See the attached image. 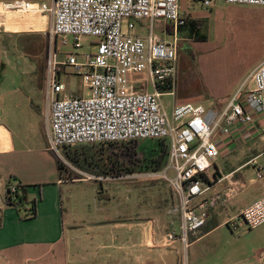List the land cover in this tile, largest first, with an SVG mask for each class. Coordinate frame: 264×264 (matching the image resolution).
Wrapping results in <instances>:
<instances>
[{
	"label": "rangeland",
	"instance_id": "rangeland-1",
	"mask_svg": "<svg viewBox=\"0 0 264 264\" xmlns=\"http://www.w3.org/2000/svg\"><path fill=\"white\" fill-rule=\"evenodd\" d=\"M11 1L14 0H0V3ZM26 1L47 2L50 6L52 5V0ZM180 1L188 5L190 11L196 16L205 17L203 15L207 12L206 20L209 19L211 23L223 27L226 31L224 35L226 38H220L222 33H207L205 30L209 38L205 43L195 42V45L191 46L186 40H181L178 44L175 96L174 98L166 96L163 100L169 107V112L172 106L187 103L203 105L207 109L220 111L227 105L237 89L234 86L235 81L228 78L229 74H233L237 69L254 65L264 58L263 30L259 23L251 28L248 22L235 24L234 21L222 17L230 13L226 1L213 0L211 5L214 8L213 16L209 14L212 7L206 9L199 1ZM48 16L32 11L10 12L0 6V123H5L12 128L17 141L27 140L29 148H33L32 142H44L46 147L48 146L46 137L48 114L45 98L47 60L55 51V45L49 34L52 18ZM137 25L140 32L142 30L144 33L147 32L145 29L148 25L147 20L139 21ZM46 28V31H42ZM155 31L161 37H168L173 34V24L158 19L155 21ZM92 41H94L93 38L87 37L81 40L82 48L77 51L79 62L83 61V54H90L96 50L95 46L91 45ZM71 50V46H63L58 51L59 60H64L65 53ZM85 71L86 68L77 69L70 66L64 68L61 81L67 85L69 92L89 96V89L84 86L81 76ZM140 77L149 82L146 75L142 74ZM145 88L146 91L152 90L150 86ZM31 106H37L42 115H38ZM38 116H42L40 121ZM141 144V147L146 150L157 145L153 140L141 141ZM0 145L3 149L9 147L8 134L2 128H0ZM76 148L80 150L81 147ZM99 148L100 146H95L92 152L95 153V150ZM50 152L44 155L18 150L13 155L0 157L1 177L4 180L9 179L6 176V169L9 168L22 175L25 182L36 181L38 186L35 184L29 186V189L31 188L29 196L36 200L37 204V201L44 198L43 209L44 213L48 214L49 209H52V200L57 193L56 188L52 185H41L44 178L32 177L27 165L30 163V166L42 160L47 163L57 162L59 159L64 165L62 178L70 182L64 185L61 194L63 212L66 215L72 213L77 217L80 216L79 214L90 213L92 219H97L96 223L99 225L90 230L78 223L77 231L74 233L67 228L61 231L58 226H53L49 237L37 238L35 235L41 224L45 222L43 218L29 220L26 210L30 206L18 212L8 208L0 196V264H73V253L78 247L77 244H79V249L94 244L93 251L98 252V255L90 264H103L104 255L108 250L98 246L116 241L115 236L119 234V231L113 227L115 222L128 221L129 224L151 222L157 233L163 236L162 240L167 243L172 242L169 240V234H179L180 219L171 212L176 205L175 196L172 188L160 177H154L152 173L135 174L127 178L92 173L83 166L78 167L71 163L63 154L62 149L58 153ZM261 154L263 155L257 159L256 163L262 168L263 177L258 178L257 171H255L257 168L254 165L240 171L234 176L239 186L231 199L227 203L219 202L215 209L231 208L233 202L245 198L252 190L264 186V144L258 146L252 154L241 149L237 154L227 158L221 157L215 161L219 172L226 175ZM97 164L99 167L96 170L100 172L103 161ZM213 172L211 171L212 175ZM168 175L173 178L175 172L170 170ZM242 176L247 185H249V177L257 181L253 187H244L240 183ZM11 180L13 182L12 178ZM74 180H76L75 183ZM217 189L218 186L212 191L215 192ZM93 192L96 198H92ZM225 219L215 215L211 216L207 226L201 230V234L211 227L223 224L204 241L252 243V251L255 254L264 251V226L250 229L242 220H237L236 225H233L232 222L224 223ZM236 226L238 228H235ZM59 237H62L64 241L56 242ZM189 239L191 241L192 236ZM63 243H68L66 252L62 250ZM63 252L67 254L68 259L62 262ZM40 256L42 258L36 260ZM183 258L185 263V253H183ZM256 264H259L258 259H256Z\"/></svg>",
	"mask_w": 264,
	"mask_h": 264
},
{
	"label": "built area",
	"instance_id": "built-area-1",
	"mask_svg": "<svg viewBox=\"0 0 264 264\" xmlns=\"http://www.w3.org/2000/svg\"><path fill=\"white\" fill-rule=\"evenodd\" d=\"M199 1L205 8L212 5V0ZM225 1L264 7V0ZM1 6L10 12L32 11L52 18L49 34L55 51L47 60L46 79L50 149L58 153L62 147L164 140L168 164L152 175L163 179L175 196L171 212L180 219V232L169 234V240H180L187 248L189 237L198 235L210 211L219 205V196L212 190L226 182L232 195L239 186L234 178L237 171L223 175L215 165L224 156L223 149L229 153L252 139L264 138V61L222 110L187 103L172 106L169 112L163 99L175 96L177 31L186 24L179 0H52L51 6L15 0ZM158 19L174 24L172 40L156 33ZM143 20L148 21L145 33L137 25ZM85 37L94 39L91 45L96 50L83 54L79 62L77 51ZM63 46L72 50L59 60ZM67 66L86 68L81 76L89 96L69 92L61 81ZM248 82L253 88L244 92ZM146 86L152 90L146 91ZM256 161L245 166L254 165L262 178ZM170 170L175 172L173 178ZM17 190L11 186L12 193ZM241 217L250 229L264 225V196L244 208Z\"/></svg>",
	"mask_w": 264,
	"mask_h": 264
},
{
	"label": "crops",
	"instance_id": "crops-1",
	"mask_svg": "<svg viewBox=\"0 0 264 264\" xmlns=\"http://www.w3.org/2000/svg\"><path fill=\"white\" fill-rule=\"evenodd\" d=\"M195 1H199V0H195ZM223 1L225 2V0ZM179 3H180V11L182 17L185 18L188 22L200 21V24L202 26L201 27L202 33H204L206 36L208 35L207 34L208 32H212V33L214 32V33H222V37H220L221 39L226 38L224 37L226 31L223 27L219 26L218 24L211 23L209 19L206 20L205 17H207L206 15L207 12L205 15H203L205 17H202V15L196 16L190 11L188 5L182 3V1L180 0ZM2 4L3 3H0V6ZM226 4L229 7L228 9H230V13H227L222 17H224L227 20L234 21L235 24L248 22L251 28L259 23V26L263 30V34H264V7L236 5V4H228V3ZM211 7L212 6H210V8ZM213 10H214L213 7L209 10L210 11L209 14L211 16H213L212 14ZM185 29L186 30L183 32L179 30L177 31L179 42L181 40L183 41L186 40L187 44L191 46H194L195 42H201V41H195L194 39L195 35L192 36L189 35L190 32L188 30V26H185ZM205 30L207 31V33ZM175 34H176V30L173 24V34L163 38L172 40ZM205 42H207V40L202 43ZM263 61L264 58L261 59L259 62L255 63L254 65L242 69H237L236 72H234L233 74L232 73L229 74V77L227 76L228 78L233 79L235 81L234 86L235 88H237L234 94L230 97V100L244 86L250 74ZM252 88H253V84L248 82L243 88V91L246 92ZM45 98L47 100V96ZM32 108L35 110V112L38 115H42L41 111L37 106H33ZM46 111L48 114L47 132H46V137H47L48 129L50 125L48 100H47ZM38 117L40 121L42 116H38ZM0 128L6 131L9 138V147L7 149H3V146L0 145V157L13 155L18 150L20 152L29 151L32 153L34 152L35 154L40 153L44 155H46L47 152L50 151L52 152L49 143L48 146L46 147V144L44 142H32L33 148L31 147L29 148L27 144V140L26 141L16 140L14 131L7 124L0 123ZM235 136H237V134H235ZM47 141H48V137H47ZM261 144H264V138L259 137L256 139H252L243 146L233 149L229 153H226L225 150L223 149V154H224L223 157L227 158L230 155L237 154L241 149H245V151L248 154H252L253 152H255L256 148ZM262 155L263 154L254 157V159L255 158L258 159ZM251 160L253 159H250L248 162H250ZM248 162L237 167L232 172L237 171V173L235 174L237 175L240 171H244L248 167L252 166V165L245 166ZM29 164L27 165V169L30 170V174L32 177L39 176L41 179L44 178L43 179L44 181H42L43 183H41V185L43 184L52 185L53 187L56 188L57 191L54 200H52V209H49L48 214H45L44 213L45 211L43 209V205H45V199L41 198L40 201H37L38 202L37 216L29 220H39L40 218H43V221L45 222L42 221L43 224H41L39 231L35 235V237L37 238L38 237L44 238L45 236L49 237V234L53 226H58L59 227L58 229H61V231L67 228V230L69 229L73 233L77 231L76 228L78 223L86 226L90 230L93 229V227H98L99 224L96 223L97 219L95 218L92 219L93 217L90 216V213L79 214L80 216L77 217V215L73 216L72 213L66 215L63 212L61 206L62 203L61 194L63 193L64 185H67L70 182L68 180L63 179L60 176V172L56 161L55 162L49 161V163H47L46 161L42 160L39 163L36 162L32 163L30 166ZM6 170H7L6 176L9 177L8 180L7 179L4 180L1 177V173H0V196L2 197L5 205H6L5 197L7 193V187L12 182L11 178L15 177L16 179L15 181H13V183H20L22 185H27V186H32L33 184H35L36 186H38L36 181H33L32 183L23 181L22 179L23 176L16 173L14 169L7 168ZM255 171L257 170L255 169ZM243 180H244L243 176L240 177V183H242L244 187H248V186L253 187L257 181V179L254 178L252 179V177H249L248 178L249 185H247V183H244L245 181ZM75 181L76 180H74L73 182L75 183ZM30 189L28 187V194H30ZM229 191H230V185L228 183L223 182L222 184L218 185V189L215 192H217L220 202L222 203L229 202V200L232 197V195L229 194ZM263 196H264V186L258 187L257 189L252 190V192L249 195H246L245 198H242L237 202H233L231 204L232 205L231 208H227L225 210L223 209L211 210L209 213V219L211 218V216L215 215L216 217H222L224 219L226 218L224 223L232 222L233 225H236L237 220H242L241 213L243 209ZM92 198H96V194L94 192ZM48 203L50 204V202ZM209 219L207 220L206 225L202 229H204L207 226ZM152 224L153 223L151 222H148L146 224H139V223L129 224L128 221L115 222L113 224V227L119 231L118 232L119 234L115 236L116 241L108 245L105 244L98 246L108 250V252L105 253L104 255L103 264H256V259L259 260V264H263L264 257H261L260 254L264 251L255 254V252L252 251V243H224L220 241H207V242L204 241L206 237L210 236L223 223H221L220 225H216L215 227L209 228L203 234H201V230H202L201 229L200 232L198 233V236H192V240L189 241V245L187 248L180 240H177L175 242H168V243L162 240L163 236L161 235V233H157L156 229H154L153 227L154 225ZM263 226L264 225H262V227ZM235 228H238V226H236ZM61 241L64 240H62V237H59L56 242H61ZM67 245L68 243L67 244L63 243L61 245L63 247L62 250H64V252L68 250ZM77 245L78 247L73 253V258H72L73 264H90V262H93L94 259H96L98 252L95 253L94 252L95 250L93 251L94 244L86 245L82 249L81 248L79 249V244ZM183 253L186 254L185 263H184ZM63 254L61 256L62 262L64 261V259H68L67 254L65 253L66 255L64 254V256ZM41 258L42 257L40 256L36 260H39Z\"/></svg>",
	"mask_w": 264,
	"mask_h": 264
},
{
	"label": "trees",
	"instance_id": "trees-1",
	"mask_svg": "<svg viewBox=\"0 0 264 264\" xmlns=\"http://www.w3.org/2000/svg\"><path fill=\"white\" fill-rule=\"evenodd\" d=\"M185 26H188L190 36L195 35V41L204 42L207 40V36L202 33L200 21L188 22L186 20V24L181 26L179 31H185ZM141 141L145 140L62 147L61 149L65 157L71 163L78 167L83 166L84 169L92 173L110 174L113 177H123L141 173H160L168 164L167 143L164 140H153L156 141L157 145L150 150H146L141 147ZM95 146H100V148L95 150L94 153L92 150ZM76 147L81 148L79 150V148ZM101 161H103V166L99 172L96 170L99 167L97 163L100 164ZM57 165L60 176L62 177L64 165L59 159L57 160ZM12 179L13 181L16 180L15 177ZM12 185H16L18 188L15 193L11 191ZM28 187L27 185L11 182L7 187L5 202L8 207L18 212L25 209L26 206H30L26 211L28 219H32L37 216V203L35 200L30 199Z\"/></svg>",
	"mask_w": 264,
	"mask_h": 264
},
{
	"label": "bare ground",
	"instance_id": "bare-ground-1",
	"mask_svg": "<svg viewBox=\"0 0 264 264\" xmlns=\"http://www.w3.org/2000/svg\"><path fill=\"white\" fill-rule=\"evenodd\" d=\"M47 30V28L46 29H44V30H42V31H46Z\"/></svg>",
	"mask_w": 264,
	"mask_h": 264
},
{
	"label": "water",
	"instance_id": "water-1",
	"mask_svg": "<svg viewBox=\"0 0 264 264\" xmlns=\"http://www.w3.org/2000/svg\"><path fill=\"white\" fill-rule=\"evenodd\" d=\"M218 176L221 177V174H219Z\"/></svg>",
	"mask_w": 264,
	"mask_h": 264
}]
</instances>
